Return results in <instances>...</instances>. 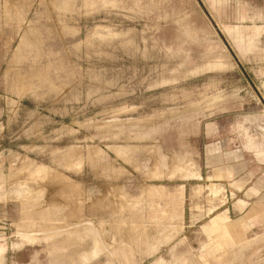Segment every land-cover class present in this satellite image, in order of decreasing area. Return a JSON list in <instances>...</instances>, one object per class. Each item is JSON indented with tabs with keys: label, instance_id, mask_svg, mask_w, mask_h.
I'll use <instances>...</instances> for the list:
<instances>
[{
	"label": "rangeland",
	"instance_id": "rangeland-1",
	"mask_svg": "<svg viewBox=\"0 0 264 264\" xmlns=\"http://www.w3.org/2000/svg\"><path fill=\"white\" fill-rule=\"evenodd\" d=\"M0 264H264V0H0Z\"/></svg>",
	"mask_w": 264,
	"mask_h": 264
},
{
	"label": "crops",
	"instance_id": "crops-1",
	"mask_svg": "<svg viewBox=\"0 0 264 264\" xmlns=\"http://www.w3.org/2000/svg\"><path fill=\"white\" fill-rule=\"evenodd\" d=\"M226 152H224V155H226V156H229L232 152L230 151V150H225ZM222 153V152H221ZM221 153H220V155H221ZM218 154V155H217ZM216 155L217 156H219V153H217ZM224 155L223 156H221V157H224ZM232 155H233V153H232ZM232 158H233V156H232ZM227 162L228 163H230L231 161H229V160H227ZM214 165V164H213ZM226 167V171H225V173H227L228 174V172H231V168L230 167H232V166H230L229 164L228 165H226L225 166ZM216 171H217V168H216ZM217 173V172H216Z\"/></svg>",
	"mask_w": 264,
	"mask_h": 264
}]
</instances>
